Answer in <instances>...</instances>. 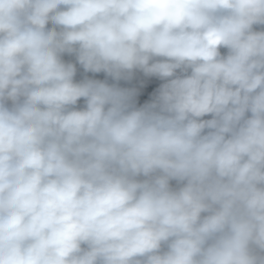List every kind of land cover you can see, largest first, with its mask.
<instances>
[{"label":"clouds","instance_id":"1","mask_svg":"<svg viewBox=\"0 0 264 264\" xmlns=\"http://www.w3.org/2000/svg\"><path fill=\"white\" fill-rule=\"evenodd\" d=\"M0 264H264V0H0Z\"/></svg>","mask_w":264,"mask_h":264},{"label":"trees","instance_id":"2","mask_svg":"<svg viewBox=\"0 0 264 264\" xmlns=\"http://www.w3.org/2000/svg\"><path fill=\"white\" fill-rule=\"evenodd\" d=\"M51 26V25H49ZM259 30V29H257ZM226 50L221 49V52L224 53ZM64 59L66 61H72L75 62L74 56H68L67 54L64 56ZM87 75L89 78H94V79H99V80H104L106 79V76L104 73H87L85 74L83 69L77 64V75L75 79L77 81L81 80L84 78V76ZM109 83H113L111 78H107ZM141 81H143V84H141ZM162 81H160L158 78L151 77V78H145L143 77L142 73H137L135 78L131 83L121 81L120 86L121 87H130V86H136L139 88V95L137 96V106H142L145 102L150 101L152 94L155 92V90L160 86ZM84 105V100L81 99L78 102V106L82 107ZM209 117H205V119H208Z\"/></svg>","mask_w":264,"mask_h":264}]
</instances>
